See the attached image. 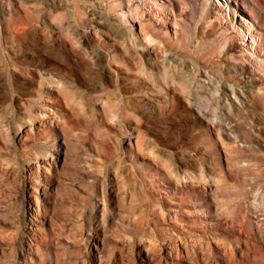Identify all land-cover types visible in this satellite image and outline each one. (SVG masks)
Masks as SVG:
<instances>
[{
  "label": "rangeland",
  "instance_id": "obj_1",
  "mask_svg": "<svg viewBox=\"0 0 264 264\" xmlns=\"http://www.w3.org/2000/svg\"><path fill=\"white\" fill-rule=\"evenodd\" d=\"M26 1L0 0V264H264V0H246L258 65L240 0ZM198 106L247 139L225 146Z\"/></svg>",
  "mask_w": 264,
  "mask_h": 264
},
{
  "label": "bare ground",
  "instance_id": "obj_2",
  "mask_svg": "<svg viewBox=\"0 0 264 264\" xmlns=\"http://www.w3.org/2000/svg\"><path fill=\"white\" fill-rule=\"evenodd\" d=\"M147 3H150L151 2V0H145ZM159 0H157V2H156V5H157V9L159 10L158 12H160L161 14H163V16H165V13H164V10H163V4L161 3V2H158ZM182 3H183V6L184 7H187L188 6V2L186 1V0H180ZM213 1H215L216 2V5H217V7L219 8V10H220V8H229L230 9V6L228 7V2H227V0H224L225 2H226V5H224L223 3H222V1H220V0H213ZM16 2L17 3H19V4H21L24 8H25V10L27 11V10H29V7L32 5L31 4V2L29 3V2H27L26 0H16ZM236 2V1H235ZM240 2H241V4H242V8H241V24H239V25H237L236 26V28H237V33L239 34V35H241L243 38H246V32H245V30H247V32H248V36H247V41L249 40V38H251V43H246V42H244V39H242V43H243V45L245 46V47H251V48H253V51L252 50H250V49H248L247 50V52H248V57L249 58H251V60L253 61V63H255L256 65H258V64H260V60H261V57L260 56H258L257 54H256V51L258 52L259 50H261V46H260V44H259V38H260V36H259V34H258V32H255L256 31V27H254V23L252 22V21H250V20H248V16L249 17H251V12H252V9L249 7V5L247 4V2H246V0H240ZM180 3V2H179ZM31 4V5H30ZM253 8V7H252ZM76 9V19L78 20V21H86L87 23H92L91 22V18L90 17H92V16H90V14L89 13H87V11H82V10H80L79 9V7H76L75 8ZM232 10H233V12L234 13H236L237 12V10H236V8L235 7H232ZM171 11L173 12V9H171ZM51 12V11H50ZM174 14V13H173ZM125 13H122V16L123 17H125ZM154 15H156L155 16V19H158L159 17H160V14H158L157 15V12L156 13H154ZM247 16V17H246ZM174 17L176 18L177 16L174 14ZM16 20V19H15ZM12 22V21H11ZM27 22V21H26ZM29 22V21H28ZM231 22V21H230ZM31 23V22H30ZM37 23V22H36ZM232 23V22H231ZM8 24V23H7ZM12 24L13 23H11L10 25L12 26ZM29 25V24H28ZM6 27L7 26H5V29H6ZM245 27V28H244ZM30 28V27H29ZM28 27H27V24L25 23V22H19V19H18V21H16V22H14V24H13V26H12V39H10V40H12V43H14V45H15V47L16 46H18L19 48H20V46H24V44H25V38H24V36L26 35V33L28 32V29H29ZM36 28V27H35ZM8 29H9V27H8ZM33 29V28H32ZM8 31V30H7ZM9 31H11L10 29H9ZM29 31H31V30H29ZM68 33V35H69V37H70V39H73L74 38V36H72L71 37V35H72V33L71 32H67ZM29 34V33H28ZM67 35V34H66ZM31 37V36H30ZM10 38V37H9ZM74 40V39H73ZM225 42H227V40H225ZM255 44V45H254ZM29 45V44H28ZM231 45H233L234 46V43L233 44H230V46ZM31 46V45H30ZM11 47H13V46H11ZM10 47V48H11ZM25 47V46H24ZM263 47V46H262ZM23 48V47H22ZM21 48V49H22ZM90 48H92V47H90ZM13 49V48H12ZM14 49H16V48H14ZM28 49V48H27ZM84 49H86V47L84 48ZM26 50V49H25ZM24 50V51H25ZM17 51H19V50H17ZM21 51V50H20ZM23 51V50H22ZM85 51H89V52H91V50L89 49V50H85ZM13 52V51H12ZM16 52V51H15ZM92 52H94V51H92ZM14 53V52H13ZM89 55H91L90 53H88ZM20 55L19 54H16V55H14V56H10V54H9V56L6 58L7 60H9L8 62H11L12 64H20L21 63V60H20V57H19ZM232 58L233 59H235V60H237L238 59V57H236V56H232ZM192 62V61H191ZM264 63V62H263ZM11 64V65H12ZM15 65V66H16ZM22 65V64H21ZM20 65V66H21ZM161 66H162V69L167 73V74H169V76H170V78L172 79V81L173 82H176L177 84H179V85H181L182 87H183V89H186V97L190 100V102L191 103H194L193 102V99H194V95H195V93H198L200 90H199V88L197 87V86H195V85H192V81H191V79H190V77L187 75V74H185V73H183V74H178V75H175V73L173 72V70H174V65H173V63H169V62H167L166 61V58L164 57V58H162V61H161ZM198 66V65H197ZM200 66V65H199ZM198 68V67H197ZM196 68V69H197ZM195 69V70H196ZM201 69V68H200ZM207 69V68H206ZM209 69V68H208ZM41 71V70H40ZM240 71H241V66L240 65H233V67H232V75L231 74H228V76L226 77V78H232V77H234L235 75H237V74H239L240 73ZM203 72V71H202ZM199 72V70H198V73H199V75L200 76H202L203 77V79H207V81H209L212 85L211 86H209V85H204L205 86V89L203 90V91H206V93H211V94H214L215 92L214 91H217L219 88L217 87V85L219 84V86H222V87H224V84H222V83H220L221 82V77L218 75V74H216V73H214V72H211V71H205V72ZM223 74V73H222ZM197 75V74H196ZM211 77H212V79L214 80H212L211 79ZM235 79V78H234ZM228 81V80H227ZM208 82V83H209ZM222 82H223V80H222ZM201 83V82H200ZM244 83L246 84H250V76H248V78L247 79H245V81H244ZM194 84V83H193ZM202 84V83H201ZM203 84H205V83H203ZM202 84V85H203ZM207 84V83H206ZM215 84H217V85H215ZM234 84V83H233ZM233 84H231L230 85V90H231V92H232V94H234L235 95V98H239L238 100L240 101V103H241V105H243V102H244V100L243 99H241L240 97H239V95L237 94V92H236V90H235V86L233 85ZM202 85H200L201 87H202ZM203 86V87H204ZM224 90V89H223ZM238 90V89H237ZM248 90V89H247ZM260 90V87H258L257 88V91H259ZM250 91V90H249ZM239 92V91H238ZM204 93V92H203ZM205 93V94H206ZM203 95V94H202ZM213 96V95H212ZM264 95H261V97H263ZM200 97V96H199ZM248 97V96H247ZM257 97V96H256ZM216 99V105L218 106L219 105V102L221 101L220 99H219V97H215ZM249 98V97H248ZM255 98V97H254ZM258 99V98H257ZM257 99H256V101H257ZM195 100V99H194ZM220 100V101H219ZM255 101V102H256ZM213 103H214V101H213ZM237 103V102H236ZM245 103V102H244ZM246 105V104H245ZM216 106V107H217ZM234 106V105H233ZM219 107H222V109H224L223 108V106H219ZM226 107V106H225ZM198 109H199V112H200V115H202V116H204L205 118H207V119H209L211 122H212V125H213V129H214V131L217 133V135L218 136H220V134L221 133H223L224 134V136H225V138L224 139H226V137L229 139V140H227V142H225L224 143V145L225 146H231V148H233L234 146V142L235 141H239V140H242V141H244V139L246 138V136L248 135V132H250V131H246V130H244V129H242L241 127H237V126H234L230 121H227L226 119L228 118H223V116L222 115H219L214 109H211V107H209L207 110L208 111H206L205 112V110H203L200 106H198L197 107ZM221 109V112L222 111H224V112H226L225 110H222ZM226 109V108H225ZM218 110H220V108L218 109ZM231 110V109H230ZM232 113H233V111H232ZM221 114H223V112L221 113ZM230 114V113H229ZM235 114V113H234ZM231 121H232V119H230ZM254 122V121H253ZM240 126V125H239ZM245 126V125H244ZM233 127H236V132L237 133H234V130H233ZM248 130V129H247ZM252 132V131H251ZM251 135H253V133L251 134ZM251 137V136H250ZM253 137V136H252ZM247 139V138H246ZM251 139V138H250ZM249 139V140H250ZM250 142H251V140H250ZM236 146V145H235ZM238 146V145H237ZM237 149H238V147H237ZM235 159V158H234ZM235 161H236V159H235ZM242 161V160H241ZM240 161V162H241ZM247 163V162H246ZM236 164H238L237 162H236ZM245 164V163H244ZM240 165V164H239ZM246 165V164H245ZM238 167V166H237ZM242 167V166H241ZM242 169V168H241ZM254 201L252 202L255 206L257 205V197L256 196H254V199H253Z\"/></svg>",
  "mask_w": 264,
  "mask_h": 264
}]
</instances>
